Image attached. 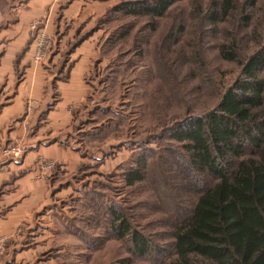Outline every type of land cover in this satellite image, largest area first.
Instances as JSON below:
<instances>
[{
	"label": "rangeland",
	"instance_id": "obj_1",
	"mask_svg": "<svg viewBox=\"0 0 264 264\" xmlns=\"http://www.w3.org/2000/svg\"><path fill=\"white\" fill-rule=\"evenodd\" d=\"M121 1L0 0V59L8 47L21 46L14 58L17 63L31 53L30 62L45 71L46 90L52 94L43 107L46 110L58 101L59 81L67 68H85L79 80L87 88L84 99L67 107L69 127L74 125L68 137L75 138L68 145L77 147L80 132L93 134V128L100 132V140L79 145L82 162L73 174L65 178L55 174L53 185L47 183L49 198L42 210L53 208L63 220L55 217L49 229L40 223L44 228H38L39 242L23 245L31 250L30 257L12 264H151L150 258L172 259L171 229L185 217L194 192L183 188L179 192L181 185L167 160L161 171L163 129L211 110L219 88L238 76V65L218 59L220 43L236 40L239 58L264 46V0H231L234 7L214 32L203 26L202 18L193 16L196 9L203 13L211 0H180L153 28L141 19L110 21L106 14ZM95 111L108 114L95 122ZM16 143L21 144L17 141L5 148ZM139 143L146 144L143 153L149 168L142 182L124 187L118 176L109 179L118 166L132 161L141 149ZM21 148L23 157L26 148L22 144ZM4 163L0 161V166ZM155 166L158 171L152 170ZM63 189H69L65 195ZM175 189L179 193L173 195ZM90 191L122 208L133 227L160 248L157 254L147 259L131 256L122 240L109 232L101 234L92 220L86 224V236L69 230L66 219L73 216L76 199ZM22 232L20 225L0 236L7 238L0 263L10 242ZM43 235L52 240H44Z\"/></svg>",
	"mask_w": 264,
	"mask_h": 264
},
{
	"label": "trees",
	"instance_id": "obj_2",
	"mask_svg": "<svg viewBox=\"0 0 264 264\" xmlns=\"http://www.w3.org/2000/svg\"><path fill=\"white\" fill-rule=\"evenodd\" d=\"M179 1L124 0L106 16L110 21L141 19L153 28ZM232 6L231 0H211L203 13L196 9L193 16L202 18L203 26L214 32ZM217 56L238 65L236 79L219 88L218 101L211 110L173 122L161 134L164 144L159 147L165 155L161 156V171L167 160L181 185L179 192L182 188L194 192L185 217L171 229L174 257L166 262L150 258L160 248L133 227L122 208L103 202L94 191L76 199L73 216L65 220L69 230L86 236V224L92 220L101 234L109 232L126 244L131 256L150 258L151 264H264V46L239 58L233 39L219 44ZM107 114L95 111L93 118H98L93 121ZM96 129L93 134L80 132L78 144L100 140ZM145 145L139 143L141 149L132 161L107 177L118 176L124 187L141 183L149 170ZM152 170L158 171L157 166ZM167 192L159 193V198ZM176 192L173 190V195Z\"/></svg>",
	"mask_w": 264,
	"mask_h": 264
},
{
	"label": "crops",
	"instance_id": "obj_3",
	"mask_svg": "<svg viewBox=\"0 0 264 264\" xmlns=\"http://www.w3.org/2000/svg\"><path fill=\"white\" fill-rule=\"evenodd\" d=\"M20 47L6 48L0 59V151L17 141L26 148L20 161L0 166V236L10 234L20 225L23 232L10 242L0 264L27 260L31 250L23 245L39 242L38 228H44L40 223L48 225L49 229L56 218L63 220L64 216L53 208V212L42 210L46 197L49 198L47 183L53 185L55 174L62 178L73 174L82 162L79 144L75 148L68 145L70 140L75 143V138L68 137L74 125L69 127L71 119L67 107L84 99L87 88L79 80L85 68L75 65L69 70L67 81H59L58 101L46 110L43 107L52 98L45 86L46 73L30 62L31 53H25L17 63L14 58ZM42 161L57 163L53 175L39 176ZM67 190L63 189L61 195ZM44 237V240H52L47 235Z\"/></svg>",
	"mask_w": 264,
	"mask_h": 264
},
{
	"label": "built area",
	"instance_id": "obj_4",
	"mask_svg": "<svg viewBox=\"0 0 264 264\" xmlns=\"http://www.w3.org/2000/svg\"><path fill=\"white\" fill-rule=\"evenodd\" d=\"M37 61V57L35 58ZM13 147H7L5 150L3 149L2 153H0V161H11V160H20L22 159V148L20 143H16L12 145ZM56 168V163L53 161H42L39 165V176L44 177L46 173H51ZM7 238L0 239V256L4 252Z\"/></svg>",
	"mask_w": 264,
	"mask_h": 264
}]
</instances>
